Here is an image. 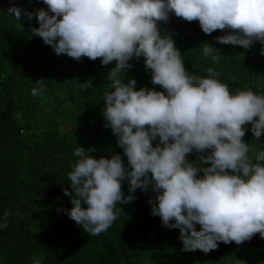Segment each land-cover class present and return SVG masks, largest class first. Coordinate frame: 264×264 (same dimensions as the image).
Here are the masks:
<instances>
[{
	"label": "clouds",
	"instance_id": "9594fccd",
	"mask_svg": "<svg viewBox=\"0 0 264 264\" xmlns=\"http://www.w3.org/2000/svg\"><path fill=\"white\" fill-rule=\"evenodd\" d=\"M42 2L47 10L22 13L13 5L6 12L18 22L22 15L29 21L35 15L40 26L31 34L57 55L100 59L102 66L115 62L107 76L112 91L105 94L102 114L128 162L125 167L120 154L97 159L77 147L74 155L80 159L68 177L75 196L64 190L73 204L66 214L98 236L118 219L117 204L134 201L137 189H151V214L165 227L179 229L185 252L209 253L218 242L241 245L257 233L264 239V152L253 160L243 140L245 125H251L257 140L264 134V94H232L212 68L206 78L189 74L171 33L162 35L158 26L174 14L198 21L206 35L226 32L215 37L222 45L249 50L259 42L264 55V0ZM203 54L219 62V50L209 43H204ZM133 57L143 58L151 83L162 91L135 90V79L122 82L121 72L131 68ZM35 84L34 97L47 86L43 78ZM194 151L207 153L200 164L186 159ZM125 180L127 196L122 191ZM9 215L5 212L0 228L8 227ZM32 264H41V259Z\"/></svg>",
	"mask_w": 264,
	"mask_h": 264
},
{
	"label": "trees",
	"instance_id": "16d2710c",
	"mask_svg": "<svg viewBox=\"0 0 264 264\" xmlns=\"http://www.w3.org/2000/svg\"><path fill=\"white\" fill-rule=\"evenodd\" d=\"M13 5L22 13L47 10L42 0H0V224L5 212L10 213L8 227L0 228V264H32L37 257L41 264H264V239L259 233L241 245L218 242L209 253L183 251L179 229L165 227L160 217L151 214V189H137L132 193L137 197L134 201L117 204L118 219L98 236L66 214L73 204L64 190L75 196L68 177L80 159L74 155L77 147L97 159L120 154L128 166L102 114L105 94L112 91L107 76L115 62L102 66L100 59L76 61L57 55L31 34L40 26L35 15L31 21L22 15L18 22L7 14ZM158 26L162 35L171 33L189 74L206 78L212 68L232 94L237 90L264 94L259 42L249 50L222 45L215 37L226 32L206 35L198 21L187 22L174 14ZM204 43L219 50L218 63L204 56ZM128 63L131 68L121 72L123 83L135 79V90L162 91L151 83L143 58L133 57ZM41 78L46 89L34 97L31 90ZM244 127L243 140L255 160L264 152V134L257 140L251 125ZM205 154L194 151L186 159L200 164ZM128 188V181H123L125 196L130 194ZM196 228L200 230L199 225Z\"/></svg>",
	"mask_w": 264,
	"mask_h": 264
}]
</instances>
